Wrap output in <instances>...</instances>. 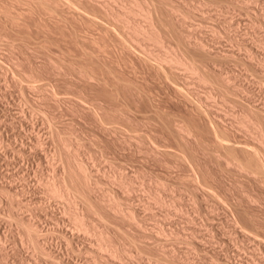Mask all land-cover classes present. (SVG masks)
Masks as SVG:
<instances>
[{"label":"rangeland","instance_id":"374dc122","mask_svg":"<svg viewBox=\"0 0 264 264\" xmlns=\"http://www.w3.org/2000/svg\"><path fill=\"white\" fill-rule=\"evenodd\" d=\"M1 1L0 3L4 11V6L6 5L5 2L7 3V1ZM105 1L108 2L105 3ZM111 1L104 0L103 2V0H91V5L93 4L94 9L100 10V7V11H105L104 9H106V11L109 12L108 15L104 12L100 14V11H98V16H103H99L98 18L100 19L97 21H95L97 18L95 17L93 22L87 21L85 17L79 18L81 14L78 13L77 16H72L71 13L74 12L69 9L67 10V7L64 5L61 7H65L64 9L66 11L58 12L61 13V15L59 14L60 16H58L57 12H53L55 15H52L53 13L49 14L51 12L46 10L41 11L43 7L37 1H35L37 5H34L31 0H23L19 1L21 2L19 5L18 1L16 0L15 3L12 0H8L10 8L7 9L8 7L6 6V11L4 12L0 6V42H3L0 44V242L2 240V243L0 244V264H55V259L56 262L60 260V264H264V173H261L264 171V168L260 170V172H256V174H261L258 176H256L254 172L249 173V171H241V169L239 170V166L235 163V161L233 162L231 156H228V154L225 153L226 150L224 148L221 149V147H218L221 145H217L218 140L216 137H214L216 133L214 130L216 129L217 131H221V128L224 127L227 129L225 133H228V140L231 139L230 141L232 142L237 141L235 143L231 142L232 144L238 145L242 142L241 144L243 145H253L258 149L260 148L259 150L261 155L264 157V146L262 147L259 145V142L263 141L264 137L260 132L262 129L264 133V110L260 113V111L257 109L259 113L257 112L256 114L257 110L255 109L253 114H249L253 122L256 121V123L254 122V126L259 124V122L261 123V126L258 125L259 127L257 128L248 127V129L246 127L247 125L244 124L245 127H241V113L245 108H248L246 104V95L243 94L241 89L239 90L242 94L240 91L234 90L236 88L231 89L233 85L229 88L230 91L228 89L225 91V88L228 86H222L225 82L223 77L221 79V76H219L217 73L220 72L219 68L216 69L210 66L209 63L212 62V59H207L206 63L207 66L214 69L209 71V74H211V72L213 73L210 76L212 77L213 81L210 79L209 84H204L203 82L199 81L197 82L193 77L190 76L189 73L184 72L181 69L180 71H183L182 73L180 71L176 72L177 69H179L178 67L172 66L171 69L169 66L167 67L169 64L166 63L162 65V68H164L165 71L162 69L158 70L161 67H155L153 64L157 62V64L161 65L159 62H161L160 58L164 55L163 53L168 51L172 52V47L173 51H178L176 46L177 43L175 44L176 40H173L171 37L170 40H168L169 36H166L165 39L163 37L161 46L160 44L157 45L155 41L153 42V40L150 41L148 39L142 41L141 44L140 42L139 44L136 43L138 46L133 44L135 42L132 43L129 39L127 40V33L125 34L124 31L126 30V32H130L129 29H126L130 27L127 26L124 29V24L121 25L124 21L123 17L119 16V18L118 16L113 15L112 13H116L113 11V9H110L115 7L114 9L119 10H117V12H119L117 14L120 15L123 13L122 10L125 9L124 6H129L127 3L128 0H121V2L119 0ZM216 1L217 2L215 3L213 2L212 4H209L212 5L210 7L207 5L206 12L203 13L204 15L198 12L194 13L192 21L196 25V32L207 38V41L211 40L209 41L211 48L213 47L212 50L216 51L217 53H219L221 50V52L230 51L233 53L234 56L230 58L231 60H227V63L224 62V65L222 63L220 68L222 67L221 69H225L226 71L234 70V72H232L237 75L236 76L234 74V77H238V79H235L236 81L234 82L237 83L238 81L237 84H239V86L241 84L240 87L243 88L244 91H250L254 97V100H256L254 102L258 101V104H255L258 106L261 104L263 105L264 0H249V2L247 0ZM29 2L32 4V6L29 4V6H27L29 8H25L24 6H26ZM93 2L97 3V6L94 5ZM99 2L100 4L103 2L102 5L99 4L100 6H98ZM110 2L112 5L109 4V6L111 5L109 8L107 3ZM2 3L4 5H2ZM14 5L17 8L14 7ZM38 5L40 7H36ZM38 8L41 9H39L41 11L40 13ZM16 9H20L18 10L20 15ZM28 9L33 12L29 11ZM110 10L113 12H110ZM67 11L71 12H69L71 17H69V14H62V12L68 13ZM42 12L45 16L42 14ZM8 13V16L11 18L6 16ZM45 13H47L48 17H46ZM11 14L16 16L13 17ZM48 14L51 16V19L49 18ZM104 14L110 16H107V18H109L108 20L116 23L114 25L113 23H109ZM73 15H76V12ZM111 15L114 16V18L112 17L113 19L111 18ZM63 16H65V18H63ZM115 16L120 20L116 19ZM72 17L74 19H72ZM6 18H10V21H15L16 23L18 22V24L12 23ZM60 18L65 19V21ZM13 19H16L17 21ZM58 19L63 21L60 22ZM84 19L87 22H92L93 25H91V23H88L87 25V22H83ZM101 19L103 21L106 19V22L103 23H106V25L111 27V29L109 27L107 29L105 28L107 27L106 25L104 27L103 24H100L98 21ZM135 19L144 22L142 16H136ZM18 20L21 22L19 23ZM116 20L118 22L121 21V26L119 25L120 28L116 27V24H119ZM57 23H59V25H57ZM94 24L97 25L95 26ZM98 24L102 26H99ZM113 26L116 28L115 30H117V32H120L121 30V34H123L124 39L126 38V42L129 41V44H123L125 41L123 42L119 40L121 36L119 35V38L118 35L114 33L115 30H112ZM102 27L107 29L109 34L106 30L105 31L107 33L103 32L104 29ZM98 28H100L101 31L103 30L102 35L105 33L103 37L100 34L101 32L99 33ZM73 32L77 34V38L79 37L78 39L81 41L78 42V39L76 38L75 33L73 34ZM112 33L117 35L116 37L118 38H116ZM97 35H99L98 38H96ZM112 35L116 39L113 38ZM90 36L93 37L89 38ZM92 41H98V44L99 42L101 43L99 44V46L101 45V51H99V46H96L98 45L97 42L93 44ZM80 42H83L84 44L82 45ZM86 42L88 44L90 42L91 46L90 44H86ZM117 42L120 43L121 47L126 45L129 46V48L135 47V50L133 48H130V50L126 46L125 48H121ZM130 43L133 46H130ZM139 45L147 47L146 49L152 48L150 51H153L150 52V55L154 54V58H159L158 60L160 61H157L156 58L154 59L152 58L153 56H150L149 59H151V61L153 60V62L155 61L152 63L154 68L150 66V60V63L146 61L148 65L147 66L144 62L145 60L142 61L140 58L141 56H138V53L136 54V52H141ZM91 47L92 52H90ZM83 48L84 50L85 48H88L85 50L86 53L83 51ZM95 48L98 49L96 50ZM94 49L98 51L97 56ZM104 49L106 50L104 51ZM125 49L129 51H126ZM123 50H125V52ZM87 51L90 53V56L94 55L95 57L93 56L94 58H87L89 55V53L87 54ZM131 51H136L134 52L136 57ZM74 52L76 53L74 54ZM248 52H252V64L255 66L253 69H249L251 66H249L250 63L247 58V55L249 54ZM34 53L35 56L33 55ZM81 55H83V57H80ZM159 55L161 57H158ZM49 58L52 59L55 64L51 62L52 60L50 61ZM84 60L93 64L87 63ZM82 61L86 62L87 64H84ZM101 63L105 65H102ZM157 64L155 65L157 66ZM47 65L48 67H46ZM84 65H90L91 67H89L88 70V68H86L88 66ZM100 65L103 67L105 66L103 71L105 70L104 72H108L107 74L102 71V68L99 67ZM92 67H94L95 70H92ZM106 67H109V69L107 70ZM79 68L81 71L84 70L85 72H81ZM173 68L176 74L178 73L177 76L175 72L172 71ZM155 69L160 71L158 76V71ZM248 69H252L253 72L249 71ZM109 70L111 73H109ZM94 71H102L105 77L108 76V74H111L109 75L110 77H106L108 82H106L105 77H103L105 79V81H103L104 79L101 77L103 76L102 73L97 72V76H95V74H93ZM161 71H164L165 73L168 71V73H166L167 76H165L164 72L162 73ZM170 71L174 72L173 75ZM84 73H87L89 77L93 75L95 78L91 76L92 78L90 80H93L90 81L87 75H84ZM112 73L114 75L116 74L115 77ZM168 74H171V78L175 77L174 79L176 81H173L172 79L171 82L170 78H168ZM248 75L249 77H247ZM217 77H220L218 78V83L214 81V79ZM162 78L164 79L161 80ZM115 79L119 80L115 81L117 84L119 83L118 85H116L114 82ZM121 80L123 82H121ZM248 81L251 82L250 84L252 86L248 84ZM212 82L217 83L215 84L217 87L213 85L214 83ZM36 83H38V85ZM172 83H174V86ZM101 84H104L106 87ZM114 84L116 85V88H113ZM122 84L124 86H122ZM177 86L181 88H178ZM109 87L113 89L111 90ZM175 87L180 90H177ZM220 88H222V90ZM114 89H118L119 92L118 90L115 91ZM111 91L115 92L114 94L116 95L113 96L114 94ZM179 91H186V95L184 96H188L190 99L186 100L187 97L184 98L183 93H181V95ZM189 100H191V102L195 100V103H191ZM243 104L245 105L243 106ZM196 107H198V111L196 110ZM199 107H203L202 110H204V112L206 111V114L203 111L202 112L204 114H202L201 108L199 109ZM89 109H92V111ZM207 109L211 110V112L214 111L215 113L213 112V114L217 116L218 119H216V117L213 116L210 111V114H207ZM248 109L245 111H248ZM202 115L205 116V119L207 120H205ZM208 115L209 117L206 118ZM210 116L216 120V126L218 127H216L213 123L210 125ZM179 123H184L183 125L181 124V129ZM174 124L179 125L175 128ZM249 124L248 126H252ZM167 125L169 127L171 126V130L176 129L179 130V132L182 131L180 132L181 136H179V133L176 130V133H174L175 131L171 132V130H167L169 129V127L166 128ZM186 125L187 127L190 126L193 129L196 128V131L188 127V129H190V131L192 130L193 133H187L189 136L186 135V133H183L182 130V127H186ZM221 125L223 127H221ZM209 126L214 130L210 131ZM224 128L222 130H225ZM197 131H200V133ZM211 132L214 134L212 135ZM218 133L220 136L223 135L221 134L222 131H218ZM184 134L186 139L181 140L180 137H184ZM226 134H224L225 137ZM63 150L68 154L73 153L71 154V156H73L66 157L68 154L63 152ZM215 152L218 153L217 155L220 154V156L217 157ZM239 153L240 152L237 154ZM59 154H62L61 156L64 155L66 158H68L66 159L63 156V159L65 158L70 162L72 161L69 163L70 165L72 164L71 166L74 165L73 167H75V162H79L77 159H80V162H83V164L85 163V169L90 171L89 174L91 175L89 176V174H87L88 172L86 170L84 171L86 172L88 178L90 177V184L96 183L94 185L95 187H92L94 188V190H92L94 191L93 193H91V191L88 192L85 187H83L84 184L80 181L83 178L80 176L82 173H79V171H77V173H79L78 177L81 178H79V182H81L80 185L84 189L81 190L84 193L86 192L85 194L88 198H91L89 199L90 201L93 198L95 199L94 194L98 198L105 197L108 199L109 197V199L113 198L115 200L116 197L118 199V203L122 201L121 205L124 203L125 206L127 205L126 207L132 208V211H134L136 214H134L135 217L138 219L137 221L142 220L139 221L141 223H139L140 226L138 229L133 223H127L129 224L127 225L126 220H119L122 218H116V215V220H114V218L108 217L113 215L110 210L106 208L101 209L102 206L97 205V202H95L96 200H92L99 207L98 209L101 210H97V215L104 213L102 216L104 218L108 217L107 220L105 219L106 221H104V219L101 221V219H99L101 215H99V217L94 212L90 214L91 211L89 213V211H86L85 207L81 203L78 204V208L80 206L79 210H83V212L86 211L85 214L87 216L90 215V220L93 221L94 219L93 222H95L97 225H95L96 228H100L99 231L102 229H104L102 232L107 231V235L109 233L110 237L114 240L112 242H118V244L115 243V245H119L121 242V246L119 245V248L126 249L127 254H122L123 256L121 255V257L113 258H109L105 255V253L98 254L96 248L90 247V242H92V246H95V238H97L95 237L96 235H92L94 237L91 238V235H89V237L81 232L78 233V231H76L71 216L75 210L74 206L70 204L72 208L71 206L68 208V205L64 203L63 199H60L57 196L55 197L53 194L48 192V183L51 180L53 182H57L58 178L64 174L63 170H65V168L63 169V167L65 166L63 165V159ZM187 154H190L188 156L191 157H188ZM182 155H184L185 159ZM192 169L193 171L195 170V174L193 173ZM188 172H192V176L196 177L194 180L196 179L197 182L192 180L193 177H190L192 179L188 178L191 174H188ZM116 174L118 175L117 177L115 176ZM209 174L210 176L213 175V177H209ZM202 175H204L208 183ZM119 177L121 179H118ZM185 178L188 179L186 180ZM116 179L121 181L124 180V183L126 184L123 183V185L130 183L127 185L129 188H122L123 185L120 183L121 181H116ZM199 180H203L205 184L202 181L199 183ZM191 181L195 182V184H193V182L191 184ZM209 181H211V183L213 182L210 184L213 185V187L215 186L214 189L211 188ZM206 184L210 186L208 187ZM3 186L8 190L11 189V192L9 191L10 193H16L14 194L16 195L14 196L15 198H13L17 199L18 203L15 200V202H13L15 204L12 203V206L14 205L13 207H11V200H14L13 198L9 199L7 195L8 193L2 192ZM206 186L208 187V190H215L217 192L214 193L219 194H214L215 197H213L214 195L211 193L213 191H211L209 192L211 196H207ZM108 192L111 194L109 195ZM87 193H91L92 195H88ZM105 194H108L109 196H106ZM219 195L223 198V202H227H225L226 205L221 202L222 198ZM216 198H218L220 202H216ZM39 203L41 204L39 205ZM219 203L223 204H220L221 206L219 205V207ZM16 204H23L24 208L21 205L22 208L20 209ZM66 205L68 209L65 208V211L64 207ZM232 205H234V207ZM235 207H238V211L235 210ZM242 207L245 208V213L239 212L243 210ZM105 209L108 210L106 213L104 211ZM237 212L238 214L240 213V215H238ZM16 214L22 215L21 217L24 215L23 218L26 219L34 217L35 220H37L40 231L39 239L44 245L46 244L45 246H47L54 253V255L47 257L46 255H41L33 250L30 243L28 244L26 241L27 239L23 237L24 235H22L24 234L23 227H21V225L19 226V224L16 223V220L13 219ZM105 214L106 217L104 216ZM242 214L245 215L243 219L246 222L241 218L243 217ZM247 217H252L251 219L254 220V222L251 223L250 219V221L246 220ZM234 218L237 222H239V225L236 221H233ZM231 221L233 223H231ZM131 226H134L132 227L133 229ZM242 226L244 227L241 228ZM140 227H142V230L139 229ZM123 228H125L127 231L122 232V230H124ZM159 228L163 229V232L166 230L164 233L167 235H164V233L160 231L162 234L159 232L158 236L156 233L160 230ZM173 230L176 234L173 232ZM137 231H139V234L142 231L146 234L140 238V236L137 234ZM62 232H66V236L69 235L68 237H70L69 239L71 240L70 245L65 242L66 239L65 237H62ZM128 235L133 237L137 235L138 238H136L138 240L132 238L135 241L137 240L136 243L132 242L133 240L131 237L128 239ZM20 236L26 240H24V242L21 241ZM154 240L155 245H153ZM156 240L159 242V245H157ZM124 244L125 246L123 247ZM88 247L90 248V251L92 250L91 252L89 250L87 251V249H89ZM161 251H165V253H163L164 255ZM172 251L174 252L175 256H177V259H175L177 261L174 259L172 260L171 257L170 259L168 258L169 252L172 253ZM93 254L95 256H93ZM163 257L167 261H165ZM53 258L55 259L53 260Z\"/></svg>","mask_w":264,"mask_h":264},{"label":"bare ground","instance_id":"6f19581e","mask_svg":"<svg viewBox=\"0 0 264 264\" xmlns=\"http://www.w3.org/2000/svg\"><path fill=\"white\" fill-rule=\"evenodd\" d=\"M1 1V0H0ZM4 1V0H3ZM3 1H1V2H3ZM7 1V3L5 2V8H6V6L8 7L7 9H9L10 8V6H9V4H8V0H6ZM11 1V0H10ZM12 1H14V3H15V0H12ZM16 1H18V3H19V5H20V3L21 2H19V1H23V0H16ZM29 1V0H28ZM32 2H33V4L34 5H37V3H35V1H37L42 7H43V9L41 10L40 8H38V10L40 9L41 11H48V12H51V13H49V14H52L53 12L55 13V12H61V11H66L64 8L65 7H67L66 9L68 10H71V11H73L74 13L76 12V15H73L74 13H71L70 11V13L72 14V16H77V13L78 14H81V16L79 17V18H83V17H85V19L87 20V21H92L93 22V19H95V17H99V16H103V15H99L98 16V14L100 13H105V14H108L109 12L108 11H106V9H104L105 11H100L101 10V8L99 7V9L100 10H96V9H94V6H93V4L91 5V0H31ZM94 1V0H93ZM97 1V0H96ZM102 1V0H101ZM109 1H111V0H109ZM114 1V0H113ZM116 1V0H115ZM120 2H121V0H119ZM124 1V0H123ZM122 1V2H123ZM129 1V2H128ZM127 1V3H128V5L129 6H127V7H125L124 6V10H122V12L123 13H121L120 15L119 14H117V13H119V12H117V10L116 9H114L115 7H113V8H110L111 7V2L110 3H107V6H109V4H111L110 6H109V8L110 9H113V11L116 13V14H114V13H112L113 15H116V16H120V17H123V19H124V21H123V23L121 24V25H126V26H124L123 25V27H124V29H125V27H130V28H126V29H129V31L130 32H126V30H124L125 31V34L127 33V40L129 39L132 43L133 42H135V43H133V44H136V43H138L139 44V42H140V44L142 43V41H145V39L147 40H150V41H152L153 40V42L155 41V43H157V45L158 44H160V46L162 45L161 43V41L163 40V37H164V39H165V37L166 36H169V39L168 40H170V37L171 38H173V40L175 39L176 41H175V44L177 43V52H175V51H173V47H172V52H165V53H163L164 55L162 56L161 54V56L159 55L158 57H161L160 58V60H161V62H159L161 65H159V64H157V62L155 63V64H157V66L155 65V64H153L155 67H161V68H157L158 70H164V68H162V65H164L165 63L166 64H169V65H167V67L169 66V68H171L172 66H176V67H178L179 69H177V71L176 72H178V71H180V69L181 70H183L184 72H187V73H189L190 74V76L191 77H193L197 82L199 81V82H203L204 84H209V80L211 79V81H213L212 80V77H210L213 73L211 72V74H209L210 72L209 71H212V70H214V69H212V67L213 68H216V69H218L219 68V70H220V72H217L218 73V75L219 76H221V79H222V77H223V79H224V84H226V85H222V86H228L227 88H225V91H226V89H228L229 90V88L233 85V87H231V89L232 88H236V89H234V90H238V91H240L239 89H241V91L243 92V94H245L246 95V100H247V106H248V108H245L244 109V111H242V113H241V115H242V117L240 118V119H242L241 120V122H240V124L242 125L241 127H245V125H247L246 127L248 128V127H259L258 125H260L261 123L259 122V124H257L256 126H254V122L256 123V121H254L253 122V120L250 118V116H249V114L251 115V114H253L255 111V109L257 110H259L260 111V113L261 112H263V110H264V104L262 105H260V106H258L257 104V102H254V101H256V100H254V97H253V95L250 93V91H248L247 90V92L246 91H244L243 90V88H241L240 86H241V84H240V86H239V84H237L238 83V81H237V83H235L234 81H236L237 79H238V77H236L237 75L235 74V73H233L234 72V70H231V71H226L225 69H221L220 68V66H221V64L223 63V65L225 64L224 62H226L227 60L228 61H230L231 59L230 58H232V56H234L233 55V53L232 52H230V51H225V52H221L220 51V49H219V53H217L216 51H214V50H212L213 49V47L211 48V45H210V43H209V41H211V40H209V41H207V38H205L204 36H202V34L200 35V34H198L197 32H196V25L193 23V21H192V19H193V17H194V13L195 12H198V13H200V14H203V13H205L206 12V9H207V5L210 7V6H212V5H209V4H212L213 2L215 3V2H217L216 0H149V1H147V0H128ZM236 1V0H235ZM248 2H249V0H247ZM246 1V2H247ZM25 3H27L26 1H24ZM103 2H104V0H103ZM103 2H101V4H100V2L98 3V6H100V5H102V3ZM106 2H108V1H105V3ZM243 2V1H242ZM11 3V2H10ZM17 3V2H16ZM17 3V4H18ZM94 3V2H93ZM228 3V2H227ZM8 4V5H7ZM29 4H30V2L26 5V6H24L25 8L27 7V6H29ZM97 3H94V5H96ZM100 4V5H99ZM114 4V3H113ZM116 4H117V2H116ZM123 4V3H122ZM223 4V3H222ZM225 4V3H224ZM2 5H4L3 3H2ZM11 5V4H10ZM16 5V4H15ZM14 5V7H16ZM65 6L64 8H62L61 6ZM106 5V4H105ZM0 6H1V3H0ZM12 6H13V3H12ZM11 6V7H12ZM30 6H32V4H30ZM97 6V5H96ZM104 6V5H103ZM102 6V7H103ZM114 6V5H113ZM117 6H120V5H117ZM214 6V5H213ZM2 7V6H1ZM14 7H13V9H14ZM36 7H40L39 5L38 6H36ZM41 7V8H42ZM105 7V6H104ZM217 7V6H216ZM5 8H4V11H6L5 10ZM17 8V7H16ZM27 8H29V7H27ZM33 8V7H32ZM35 8V7H34ZM213 8V7H212ZM12 9V10H13ZM31 9V8H30ZM63 9V10H62ZM209 9V8H208ZM15 10V9H14ZM17 10V9H16ZM18 10H20V9H18ZM18 10H17V12H18ZM26 10V9H25ZM29 10V9H28ZM32 10V9H31ZM31 10H29V11H31ZM35 10H36V8H35ZM34 10V11H35ZM39 10V13L41 12ZM107 10H108V8H107ZM116 10V11H115ZM2 11H3V7H2ZM3 11V12H4ZM10 11V10H9ZM98 11H100L99 13H98ZM113 11H111L110 10V12H113ZM119 11V10H118ZM11 12V11H10ZM21 12V11H20ZM23 12V11H22ZM31 12H33V11H31ZM68 12V11H67ZM63 13L62 12V14H69V17H71L70 15V13ZM249 12V11H248ZM5 13H7V12H5ZM12 13V12H11ZM19 13V12H18ZM28 13V12H27ZM30 13V12H29ZM52 14V15H55V14ZM98 13V14H97ZM1 14V13H0ZM13 14V13H12ZM11 14V16H13ZM26 14V13H25ZM35 14V13H34ZM38 14V13H37ZM42 14H43V12H42ZM46 14V17H48L47 16V13H45ZM48 14V15H49ZM61 15V13H58V16H60ZM104 14V16H106V18H107V16L109 15H105ZM4 15V14H3ZM2 15V16H3ZM9 15V13L6 15V16H8ZM19 15H20V13H19ZM28 15V14H27ZM44 15V14H43ZM113 15H111V18L113 17L114 18V16ZM204 15V14H203ZM234 15H235V13H234ZM16 15H14L13 17H15ZM45 16V15H44ZM57 16V15H56ZM65 16H67V15H65ZM65 16H63V18H65ZM115 16V18L116 19H118L117 17ZM136 16H142V18H143V21L144 22H142V21H140V20H137V19H135V17ZM195 16H197V15H195ZM8 17H10V16H8ZM20 17V16H19ZM19 17H18V19H19ZM22 17V16H21ZM51 16L49 15V18H50ZM53 17V16H52ZM55 17V16H54ZM108 17H110V16H108ZM119 17V18H120ZM203 17V16H202ZM254 17V16H253ZM11 18V17H10ZM10 18L9 19H7V20H9L10 21ZM23 18H25V17H23ZM43 18V17H42ZM45 18V17H44ZM57 18H59V17H57ZM63 18H60V19H63ZM68 18V17H67ZM77 18V17H76ZM75 18V19H76ZM96 18V20L95 21H97V20H99L100 18H98L97 19ZM101 18H103V17H101ZM105 18V17H104ZM110 18V19H111ZM112 18V19H113ZM199 18H200V16H199ZM1 19H2V17H1ZM5 19V20H6ZM51 19V18H50ZM72 19H74L73 17H72ZM78 19V18H77ZM76 19V20H77ZM84 19V21L83 22H87L86 20ZM109 18H107V21H109V23H113V22H111L110 20H108ZM250 19H251V17H250ZM13 20H16V19H13ZM59 20V19H58ZM64 21H65V19H63ZM63 20H61V21H63ZM80 20V19H79ZM105 21H103L102 19L100 20V21H98L100 24H103L104 25V27H105V25H106V23H103V22H106V19H104ZM118 20H120V19H118ZM122 20V19H121ZM197 20H198V18H197ZM205 20V19H204ZM17 21V20H16ZM19 21V23L21 22L20 20H18ZM53 21H54V19H53ZM60 21V20H59ZM58 21V22H59ZM60 21V22H61ZM94 21V22H95ZM101 21H102V23H101ZM113 21V20H112ZM117 21V20H116ZM10 22H12V23H16L15 21H10ZM48 22V21H47ZM92 22H87V25H88V23H91V25H93V23ZM115 22V21H114ZM118 22V21H117ZM120 22L121 21H119L118 23V25L116 24V27H118V28H120L119 27V25H120ZM253 22V21H252ZM116 23V22H115ZM115 23H113V25L115 24ZM196 23H198V22H196ZM9 24V23H8ZM16 24H18V22L16 23ZM72 24V23H71ZM86 24V23H85ZM108 24V23H107ZM4 25V24H3ZM57 25H59V23H57ZM74 25V24H73ZM82 25V24H81ZM90 25V24H89ZM95 25V24H94ZM97 25V24H96ZM95 25V26H96ZM99 25V24H98ZM120 25V26H121ZM199 25V24H198ZM11 26V25H10ZM15 26V25H14ZM18 26V25H17ZM56 26V25H55ZM72 26V25H71ZM99 26H102V25H99ZM107 26V25H106ZM204 26V25H203ZM40 27V26H39ZM108 27L109 26H107V27H105V28H107L108 29ZM198 27V26H197ZM207 27V26H206ZM214 27V26H213ZM6 28V27H5ZM55 28V27H54ZM57 28V27H56ZM59 28V27H58ZM69 28V27H68ZM67 28V29H68ZM95 28H97V27H95ZM103 28V27H102ZM105 28H103L104 29V31L103 32H106L107 31V29H105ZM110 29H111V27H109ZM113 29V31L116 29V28H114V26L112 27ZM199 28V27H198ZM19 29H20V27H19ZM62 29V28H61ZM99 30V33L101 34V36L103 37V35L105 34H103L102 35V31H101V29L100 28H98ZM121 29H122V27H121ZM50 30V29H49ZM56 30V29H55ZM60 30V29H59ZM72 30V29H71ZM74 30H76V29H74ZM106 30V31H105ZM213 30H215V29H213ZM4 31V30H3ZM3 31H1V32H3ZM9 31V30H8ZM60 31H62V30H60ZM65 31V30H64ZM88 31V30H87ZM123 31V32H124ZM47 32V31H46ZM76 32V31H75ZM75 32H73V34L75 33ZM80 32V31H79ZM108 32V31H107ZM106 32V33H107ZM112 32V31H111ZM110 32V33H111ZM31 33V32H30ZM45 33V32H44ZM65 33H66V31H65ZM86 33V32H85ZM94 33H95V31H94ZM114 33H116L117 35H118V37H119V35L121 36V38L119 39V40H121V41H125L126 40V38L124 39V36H123V34H121L122 32H121V30H120V32H117V30H115L114 31ZM128 33H129V35H128ZM211 33H212V31H211ZM214 33V32H213ZM46 34V33H45ZM99 34V35H100ZM108 34H109V32H108ZM107 34V35H108ZM113 34V33H112ZM221 34V33H220ZM0 35H1V33H0ZM50 35V34H49ZM59 35V34H58ZM77 34L75 33V36H76ZM99 35H97L96 36V38H98V36ZM111 35V34H110ZM109 35V36H110ZM113 35H115V34H113ZM112 35V36H113ZM117 35H115V37L117 36ZM8 36V35H7ZM20 36V35H19ZM26 36H27V34H26ZM53 36H55V35H53ZM31 37V36H30ZM59 37V36H58ZM72 37V36H71ZM93 36H90L89 38H92ZM95 37V36H94ZM114 36H113V38H115ZM118 37H116V38H118ZM126 37V36H125ZM76 38H77V36H76ZM79 38V37H78ZM77 38V39H78ZM101 38V37H100ZM99 38V39H100ZM115 38V39H116ZM214 39H216L215 37H213ZM1 39V38H0ZM23 39V38H22ZM102 39V38H101ZM7 40V39H6ZM64 40V39H63ZM98 40V39H97ZM118 40V41H119ZM1 41V40H0ZM3 41V40H2ZM9 41V40H8ZM62 41V40H61ZM79 41H81V40H79L78 39V42ZM84 41V40H83ZM94 41H95V39H94ZM99 41V40H98ZM98 41H96L97 42V44H98ZM102 41V40H101ZM105 41V40H104ZM213 41V40H212ZM11 42V41H10ZM13 42V41H12ZM36 42V41H35ZM85 42V41H84ZM93 42V41H92ZM96 42H93V44H95ZM103 42V41H102ZM112 42V41H111ZM122 42V43H123ZM129 42V41H128ZM128 42H126L125 41V43H123V44H126V43H128ZM172 42V41H171ZM3 43V42H2ZM1 42H0V44H2ZM20 43H22V42H20ZM27 43V42H26ZM39 43V42H38ZM64 43V42H63ZM82 45L84 44L83 42H80ZM115 43V42H114ZM118 43V42H117ZM164 43V42H163ZM211 43H213V42H211ZM7 44V43H6ZM5 44V45H6ZM23 44V43H22ZM45 44V43H44ZM52 44V43H51ZM86 44H88L87 42H86ZM89 44H90V42H89ZM88 44V45H89ZM99 44H101L100 42H99ZM99 44L98 45H96V46H99ZM104 44V43H103ZM122 44V45H123ZM129 44V43H128ZM131 44V43H130ZM143 44H144V42H143ZM9 45V44H8ZM13 45H14V43H13ZM16 45V44H15ZM78 45H80V44H78ZM118 45H120V43H118ZM137 45V44H136ZM146 45H147V43H146ZM37 46V45H36ZM61 46V45H60ZM90 46H91V44H90ZM95 46V47H96ZM101 46V45H100ZM98 47L99 48V51H101L100 49H101V47ZM125 46L126 45H124V47L123 48H125ZM130 46H133L132 44L130 45ZM138 46V45H137ZM145 46V45H144ZM1 47V46H0ZM33 47H34V45H33ZM52 47V46H51ZM86 47V46H85ZM88 47V46H87ZM93 47H94V45H93ZM120 47H121V45H120ZM121 47V48H122ZM126 47H128V49H130L129 48V46H126ZM157 47V46H156ZM13 48V47H12ZM50 48V47H49ZM60 48V47H59ZM97 48V49H98ZM133 49L135 48V47H132ZM131 48V49H132ZM145 48V49H144ZM147 47H143V45H139V49L141 50V52H136V51H138V50H136V51H134V52H136V54L138 53V56L140 55L141 57V60L143 61V60H145L144 62L146 63V61H148L149 63H150V61H151V59H149L150 58V56H153V55H150L151 53L150 52H152V51H150L151 49H146ZM171 48V47H170ZM57 49V48H56ZM88 49V48H87ZM86 48H85V50H87ZM90 49V48H89ZM96 49V48H95ZM94 49V51H96ZM116 49V48H115ZM127 49V48H126ZM125 49V50H126ZM130 49V50H131ZM137 49V48H136ZM1 50V49H0ZM37 50V49H36ZM51 50V49H50ZM85 50H84V48H83V51L85 52ZM106 49H104V51H105ZM125 50H123L124 52H125ZM135 50V49H134ZM215 50H217V49H215ZM239 50H240V48H239ZM247 50H248V48H247ZM31 51V50H30ZM42 51V50H41ZM63 51V50H62ZM89 51V50H88ZM87 51V54L89 53ZM121 51V50H120ZM126 51H129V50H126ZM249 51V50H248ZM43 52V51H42ZM52 52V51H51ZM59 52H61V51H59ZM58 52V53H59ZM90 52H92V47H91V50H90ZM98 51H96V56H97V53ZM132 52V51H131ZM134 52H132V53H134ZM57 53V54H58ZM64 53V52H63ZM76 52H74V54H75ZM86 53V52H85ZM142 53V54H141ZM249 54L247 55V58H248V61H249V66H251V67H249V69L250 68H255V66L252 64V60L253 59H251V58H253V57H251V54H252V52H248ZM54 54V53H53ZM91 54H93V53H91ZM246 54V53H245ZM30 55V54H29ZM34 56H35V53L33 54ZM64 55V54H63ZM68 55H70V54H68ZM27 56V55H26ZM94 56V55H93ZM93 56H90V53H89V55H88V57L87 58H90V57H93ZM134 56H135V53H134ZM137 56V57H138ZM244 56V55H243ZM80 57H83V55H81ZM85 57V56H84ZM95 57V56H94ZM93 57V58H94ZM130 57V56H129ZM136 57V56H135ZM66 58V57H65ZM87 58H85V59H87ZM92 58V59H93ZM98 58V57H97ZM106 58V57H105ZM139 58V59H140ZM152 58H154V56L152 57ZM156 59H157V57H155ZM154 58V59H155ZM234 58V57H233ZM50 59V58H49ZM59 59V58H58ZM73 59H74V57H73ZM72 59V60H73ZM80 59H82V58H80ZM92 59H90V60H92ZM102 59V58H101ZM138 59V60H139ZM159 59V58H158ZM157 59V61H160V60H158ZM207 59H212V62L211 63H209L210 64V66H212V67H209V66H207ZM230 59V60H229ZM40 60H42V59H40ZM52 59H50V61H51ZM83 60V59H82ZM90 60H88V61H90ZM96 60V59H95ZM99 60V59H98ZM150 60V61H149ZM243 60V59H242ZM30 61V60H29ZM56 61V60H55ZM80 61V60H79ZM84 61H86V60H84ZM84 61H82V62H84ZM93 61V60H92ZM112 61V60H111ZM140 61V60H139ZM141 61V62H142ZM209 61V60H208ZM211 61V60H210ZM246 61V60H245ZM51 62H53L54 63V61L52 60ZM51 62H50V64H51ZM63 62V61H62ZM87 62V61H86ZM86 62H84V64L86 63ZM98 62V61H97ZM143 62V63H144ZM155 62V61H154ZM153 62V60L151 61V65L150 66H152V63H154ZM257 62V61H256ZM59 63V62H58ZM87 63H90V62H87ZM86 63V64H87ZM103 63H104V60H103ZM133 63V62H132ZM227 63V62H226ZM241 63V62H240ZM240 63H239V65H240ZM254 63H255V61H254ZM55 64V63H54ZM72 64V63H71ZM74 64V63H73ZM90 64H93V63H90ZM94 64H97V63H94ZM102 64V63H101ZM107 64V63H106ZM245 64H247V63H245ZM19 65V64H18ZM57 65V64H56ZM102 65H105V64H102ZM102 65H100L99 67L100 68H102V71H103V68L105 67H103ZM146 65H147V63H146ZM61 66V65H60ZM63 66V65H62ZM82 66H83V63H82ZM84 66H88V65H84ZM102 66V67H101ZM148 66V65H147ZM146 66V67H147ZM248 66V65H247ZM46 67H48V65L46 66ZM54 67V66H53ZM65 67V66H64ZM89 67H91L90 65L88 66V67H86V68H88V70H89ZM94 67H95V65H94ZM94 67H92L91 69L93 70L94 69ZM167 67H166V69H167ZM209 67V68H208ZM50 68V67H49ZM55 68H57V67H55ZM82 68V67H81ZM107 68V67H106ZM152 68H154L153 66H152ZM175 68V67H174ZM174 68H173V70L172 71H174ZM75 69V68H74ZM83 69H84V67H83ZM109 69V67L107 68V70ZM157 69H155V70H157ZM172 69V68H171ZM238 69V68H237ZM248 69V70H249ZM252 69L251 70H249V71H252ZM59 70V69H58ZM79 70L81 71V69L79 68ZM78 70V71H79ZM86 70V69H85ZM95 70V69H94ZM101 70V69H100ZM157 70V71H158ZM255 70V69H254ZM54 71V70H53ZM63 71V70H62ZM82 71H84V70H82ZM81 71V72H82ZM102 71L101 72H99V71H97V72H99V73H102ZM105 71V70H104ZM103 71V72H104ZM153 71H154V69H153ZM165 71V70H164ZM163 71V72H164ZM168 71H169V69H168ZM168 71L166 72V73H168ZM172 71H170L171 73H172V75H173V73L175 72H172ZM182 71V72H183ZM233 71V72H232ZM248 71V72H249ZM256 71V70H255ZM35 72V71H34ZM75 72V71H74ZM80 72V73H81ZM85 72V71H84ZM87 72V71H86ZM89 72V71H88ZM92 72V71H91ZM96 71H94V73L93 74H95V76H97L96 75V73H97ZM156 72V71H155ZM160 71H158L157 72V76L159 75L158 73H159ZM162 72V71H161ZM162 72V73H163ZM169 72V73H170ZM176 72H175V74H176ZM181 72V71H180ZM181 72V73H182ZM213 72H215V71H213ZM253 72V71H252ZM60 73V72H59ZM104 73H108V72H104ZM109 73H111V71L109 70ZM166 73L164 72V74H165V76H167L166 75ZM82 74V73H81ZM87 75V73H84V75ZM90 74V73H89ZM103 74V73H102ZM101 74V75H102ZM105 74V75H106ZM113 74V73H112ZM178 74V73H177ZM177 74H176V76H177ZM185 74V73H184ZM216 74V73H215ZM214 74V75H215ZM234 74L236 75L235 77H234ZM16 75V74H15ZM83 75V76H84ZM91 75V74H90ZM109 75H111V74H108V76H106V77H110ZM116 75V74H115ZM115 75L113 74V76L115 77ZM162 75V74H161ZM160 75V76H161ZM169 76H168V78H170V81L172 82V79H173V81H176L174 78H171L170 77V75L171 74H168ZM214 75H213V77H214ZM217 75V76H218ZM31 76V75H30ZM83 76H81V77H83ZM91 76H93V75H91ZM89 77V75H87V77L89 78V80L92 78V77ZM100 76V75H99ZM241 76V75H240ZM60 77V76H59ZM86 77V78H87ZM94 77V76H93ZM102 78L103 77H105L104 76V74H103V76H101ZM101 77H99V78H101ZM106 77H105V79H106ZM163 77V76H162ZM190 77V78H191ZM215 77H216V75H215ZM243 77V76H242ZM247 77H249V75L247 76ZM253 77V76H252ZM24 78V77H23ZM46 78V77H45ZM95 78V77H94ZM97 78V77H96ZM177 78V77H176ZM187 78V77H186ZM218 78H220V77H217V78H215L214 79V81L215 82H217L218 83V81H219V79ZM251 78V77H250ZM40 79V78H39ZM104 79V78H103ZM105 79L103 80V81H105ZM112 79V78H111ZM164 78H162L161 80H163ZM192 79V78H191ZM236 79V80H235ZM248 79V78H247ZM36 80V79H35ZM38 80V79H37ZM41 80V79H40ZM93 80V79H92ZM92 80H90V81H92ZM95 80V79H94ZM98 80V79H97ZM118 80V79H117ZM116 79L114 80V82L115 81H117ZM166 80H167V78H166ZM187 80H189V79H187ZM253 80V79H252ZM80 81V80H79ZM101 81V80H100ZM119 81V80H118ZM246 81V80H245ZM251 81V80H250ZM87 82V81H86ZM106 82H108V80L106 79ZM111 82V81H110ZM113 82V83H114ZM121 82H123L122 80H121ZM165 82H167V81H165ZM170 82V83H171ZM221 82V81H220ZM240 82H242V81H240ZM256 82V81H255ZM112 83V82H111ZM110 83V84H111ZM116 83V82H115ZM177 83H178V81H177ZM212 83H214V82H212ZM217 83H214L213 85H215V84H217ZM247 83V82H246ZM251 82H249L248 81V84L249 85H251L250 84ZM258 83V82H257ZM37 85H38V83H36ZM84 84V83H83ZM106 84V83H105ZM108 84V83H107ZM119 84V83H118ZM117 83H116V85H118ZM127 84V83H126ZM167 84V83H166ZM173 84V86H174V83H172ZM210 84H211V82H210ZM252 84H253V82H252ZM31 85V84H30ZM35 85V84H34ZM40 85H42V84H40ZM39 85V86H40ZM78 85V84H77ZM101 85H104V84H101ZM115 84H114V87L113 88H116L115 86H116ZM170 85V84H169ZM178 85V84H177ZM28 86V85H27ZM105 86V85H104ZM103 86V87H104ZM113 86V85H112ZM122 86H124L123 84H122ZM135 86V85H134ZM168 86V85H167ZM172 86V87H173ZM192 86V85H191ZM216 86V85H215ZM221 86V87H222ZM252 86V85H251ZM29 87V86H28ZM34 87H36V86H34ZM88 87V86H87ZM106 87V86H105ZM178 87V86H177ZM177 87H175L176 89H177ZM213 87V86H212ZM217 87V86H216ZM223 87V88H224ZM38 88V87H37ZM96 88V87H95ZM111 90L113 89V88H111V87H109ZM178 88H181V87H178ZM188 88V87H187ZM211 88V87H210ZM105 89H108V88H105ZM109 89V90H110ZM173 89V88H172ZM221 90H222V88H220ZM115 90V89H114ZM118 90V89H117ZM117 90H115V91H117ZM177 90H180V89H177ZM182 90V89H181ZM184 90V89H183ZM224 90V89H223ZM108 91V90H107ZM134 91V90H133ZM176 91V90H175ZM230 91V90H229ZM241 91H240V93H241ZM56 92V91H55ZM109 92V91H108ZM112 92V91H111ZM118 92H119V90H118ZM129 92V91H128ZM180 92V94L181 93H183V96L184 95H186L185 94V92H182V91H179ZM91 93V92H90ZM113 94L115 93V92H112ZM112 93H110V94H112ZM231 93V92H230ZM253 93V92H252ZM119 94V93H118ZM226 94V93H225ZM235 94H236V92H235ZM242 94V93H241ZM254 94V93H253ZM116 94H114L113 96H115ZM127 95V94H126ZM182 95V94H181ZM229 95V94H228ZM88 96V95H87ZM111 96V95H110ZM211 96V95H210ZM4 97V96H3ZM187 97V98H186ZM184 96V98H186V100H188V99H190V98H188V96ZM244 97V96H243ZM85 98V97H84ZM193 98V97H192ZM197 98V97H196ZM208 98V97H207ZM212 98V97H211ZM112 99V98H111ZM142 99V98H141ZM200 99V98H199ZM198 99V100H199ZM226 99V98H225ZM245 99V98H244ZM104 100V99H103ZM207 100V99H206ZM241 100V99H240ZM73 101V100H72ZM92 101V100H91ZM190 102H191V100H189ZM195 101V100H194ZM193 101V102H194ZM74 102V101H73ZM193 102H191V103H193ZM110 103V102H109ZM190 103V104H191ZM195 103V102H194ZM255 103H257V104H255ZM92 104V103H91ZM103 104H104V102H103ZM197 104V103H196ZM196 104H194V105H196ZM87 105V104H86ZM101 105V104H100ZM199 105V104H198ZM197 105V106H198ZM204 105V104H203ZM245 104H243V106H244ZM88 106V105H87ZM193 106V105H192ZM94 107H95V104H94ZM122 107V106H121ZM204 107H205V105H204ZM246 107V106H245ZM112 108V107H111ZM201 107H199V109H200ZM203 108V107H202ZM202 108H201V112L203 111L204 112V110H202ZM208 109H210L211 108V106H210V108L209 107H207ZM198 109V107H196V110ZM205 109V108H204ZM207 109V114H210L209 113V111L211 112V110H208ZM214 109V108H213ZM246 109H248V111H245ZM261 109V110H260ZM90 110V109H89ZM107 110V109H106ZM106 110H105V112H106ZM123 110V109H122ZM256 111V114H257V112L259 113V111ZM3 111V110H2ZM90 111H92V109L90 110ZM198 111V110H197ZM254 111V112H253ZM100 112V111H99ZM142 112V111H141ZM202 112V114H204ZM214 112V111H213ZM213 112H211L212 113V115L213 116H215L214 114H213ZM98 113V112H97ZM132 113V112H131ZM215 113V112H214ZM217 113H218V111H217ZM87 114V113H86ZM116 114V113H115ZM143 114V113H142ZM199 114V113H198ZM201 114V113H200ZM206 114V113H205ZM218 115V114H217ZM240 115V116H241ZM259 115V114H258ZM258 115H257V117H258ZM260 115H262V114H260ZM98 116H100V115H98ZM146 116V115H145ZM203 116V115H202ZM219 116V115H218ZM110 117V116H109ZM204 117V119H205V116H203ZM209 117V115L206 117V118H208ZM216 117V119H218L217 118V116H215ZM264 117V116H263ZM100 118V117H99ZM103 118V117H102ZM256 118V117H255ZM259 118V117H258ZM96 119V118H95ZM203 120V119H202ZM205 120H207V119H205ZM6 121V120H5ZM171 121V120H170ZM210 121H211V123L209 122V121H207V122H209L210 123V125H212V123L213 124H215V126H216V120L214 119V118H212L211 116H210ZM222 121V120H221ZM240 121V120H239ZM1 122V121H0ZM102 122V121H101ZM193 122V121H192ZM204 122V121H203ZM174 123V122H173ZM176 123V122H175ZM219 123V122H218ZM249 125H252V126H248V124ZM258 123V122H257ZM14 124V123H13ZM28 124V123H27ZM166 124H168V123H166ZM172 124V123H171ZM177 124V123H176ZM180 124V123H179ZM178 124V125H179ZM182 125L184 124V123H181ZM181 124H180V129H181ZM187 124V123H186ZM208 124V123H207ZM239 124V125H240ZM245 124V125H244ZM104 125V124H103ZM175 125V124H174ZM178 125H175L174 127L176 128V126L178 127ZM188 125V124H187ZM187 125H186V127H187ZM190 125V124H189ZM209 125V124H208ZM207 125V126H208ZM218 125V124H217ZM108 126V125H107ZM185 126V125H184ZM206 126V127H207ZM214 126V127H215ZM261 126V125H260ZM167 127H169L168 125L166 126V128ZM171 127V126H170ZM170 127H169V129H167V130H171L170 129ZM186 127H182V130H183V133H186V135H188L189 136V134H187V133H193V131L191 130L190 131V129H188V127H190V126H188L187 128ZM199 127V126H198ZM205 127V128H206ZM212 127V126H211ZM216 127H218V126H216ZM220 127V126H219ZM221 127H223L222 125H221ZM220 127V128H221ZM191 128V127H190ZM204 128V129H205ZM209 128H210V126H209ZM224 128V127H223ZM223 128H221V131H222V133L221 134H223V135H219V133H218V131L219 132H221L220 130H214V129H211L210 128V131L211 130H214V132H216L215 133V136L214 137H216V139L218 140V142L220 143H218L217 142V145H221V146H218V147H221V149L222 148H224L226 151H225V153H227L228 154V156L230 155L231 156V158L233 159V162L235 161V163L239 166V170L241 169V171H249V173H251V172H254V174H256V172L258 173V172H260V170H262L263 168H264V157L261 155V152H260V148L258 149L257 147H255V146H251V145H247V144H245V145H243V144H232V143H235V142H237V141H230V140H228V137H227V135H228V133L226 134L225 133V131H227V129H225V130H222ZM262 128V127H261ZM106 129V128H105ZM114 129V128H113ZM178 129V128H177ZM191 129H193V128H191ZM196 129V128H195ZM195 129H193V130H195ZM249 129V128H248ZM247 129V130H248ZM259 129V128H258ZM21 130H22V128H21ZM107 130V129H106ZM176 130V129H175ZM175 130H171V132L172 131H175ZM198 130H199V128H198ZM176 131H178V133H179V136H181L180 135V132H182V131H180L179 132V130H176ZM176 131L174 132V133H176ZM196 131V130H195ZM204 131V130H203ZM197 132H199L200 133V131H197ZM261 134L264 136V133H263V131H262V129H261ZM2 133V132H1ZM16 133V132H15ZM14 133V134H15ZM53 133V132H52ZM173 133V134H174ZM208 133H210V132H208ZM212 133V135L214 134L213 132H211ZM218 133V134H217ZM155 134V133H154ZM224 134H226V137H225V135ZM57 135V134H56ZM176 135V134H175ZM233 135V134H232ZM174 136V135H173ZM183 136V135H182ZM39 137V136H38ZM124 137V136H123ZM129 137V136H128ZM186 136H185V134H184V137H180V139L181 140H185L186 138H185ZM175 138H176V136H175ZM184 138V139H183ZM212 138V137H211ZM37 139V138H36ZM177 139H178V137H177ZM16 140H17V138H16ZM38 140V139H37ZM36 140V141H37ZM125 140V139H124ZM35 141V140H34ZM136 141V140H135ZM230 141V142H229ZM247 141V140H246ZM38 142V141H37ZM179 142V141H178ZM183 142V141H182ZM181 142V143H182ZM232 142V143H231ZM238 142H240V141H238ZM261 142V143H260ZM259 142V145L260 146H264V137H263V141H260ZM3 143V142H2ZM6 143V142H5ZM32 143V142H31ZM34 143V142H33ZM190 143V142H189ZM12 144V143H11ZM21 144V143H20ZM24 144V143H23ZM35 144H38V143H35ZM41 144V143H40ZM179 144H180V142H179ZM213 145H215V144H213ZM3 146V145H2ZM97 146V145H96ZM167 146V145H166ZM180 146V145H179ZM65 147V146H64ZM259 147V146H258ZM24 148V147H23ZM157 148V147H156ZM264 148V147H263ZM161 149H163V148H161ZM217 149V148H216ZM59 150H61V149H59ZM153 150V149H152ZM171 150V149H170ZM173 150V149H172ZM185 150V149H184ZM183 150V151H184ZM218 150H220V149H218ZM157 151V150H156ZM166 151V150H165ZM240 152L239 154H237L238 152ZM5 152V151H4ZM14 152V151H13ZM58 152V151H57ZM62 152V151H61ZM63 152H65L64 150H63ZM135 152V151H134ZM170 152V151H169ZM178 152V151H177ZM188 152V151H187ZM187 152H185V153H187ZM218 152V151H217ZM222 152H224V151H222ZM237 152V153H236ZM59 153V152H58ZM65 153H67V152H65ZM76 153V152H75ZM158 153V152H157ZM183 153V152H182ZM191 153V152H190ZM216 153V152H215ZM64 154V153H63ZM68 154V153H67ZM66 154V155H67ZM71 154H73V153H71ZM71 154H68L66 157H72L71 156ZM184 154V153H183ZM218 153H216V155H217ZM241 154V155H240ZM60 156L62 155V154H59ZM74 155H76V154H74ZM166 155V154H165ZM168 155V154H167ZM175 155H176V153H175ZM185 155V154H184ZM184 155H182L183 156V158L185 159V157H184ZM188 155H190V154H187V156ZM196 155V154H195ZM264 155V154H263ZM6 156V155H5ZM64 156V155H63ZM63 156H61L62 157V159H63ZM173 156V155H172ZM186 156V155H185ZM218 156H220V154L219 155H217V157ZM262 156V157H261ZM65 157V156H64ZM65 157V158H66ZM188 157H191V156H188ZM222 157V156H221ZM263 158V159H261V158ZM64 158V159H65ZM192 158H193V156H192ZM192 158H190V159H192ZM230 158V157H229ZM228 158V159H229ZM7 159V158H6ZM63 159V165L65 166V167H63V169L65 168V170H63L64 171V174L63 175H61V177L60 178H58V181L57 182H53L52 180V182L50 183H48L49 185V187L47 188L48 189V192L49 193H51V194H53L55 197L57 196L58 198H60V199H63V201H64V203L65 204H67L68 205V208H70L69 206H74V208H75V210H74V213H73V215H71L72 216V220H73V222H74V226H75V228H76V231H78V233L79 232H81V233H83L84 235H87V236H89V235H96L95 237H97V238H95V246H92V242H90V244H91V246L90 247H94V248H96V251L98 252V254L99 253H105V255L106 256H108L109 258L111 257V258H113V257H121V255L122 254H127V250L126 249H124V248H119V245L121 244V242L119 243V245H117L118 244V242H116L115 241V243H117L116 245H115V243L114 242H112V241H114L111 237H110V234L108 233V235H107V231H104V232H102L104 229H102L101 231H99L100 230V228H96V224H95V222H93L94 221V219H93V221L92 220H90L89 218H90V215L89 216H87L86 214H85V212L86 211H89V213H90V211H91V213L90 214H92V212H94V213H96V215L98 214V211L97 210H100V209H98L99 207L97 206V205H100V206H102L101 207V209L102 208H106V209H108V210H110L111 211V213H113V215L112 216H108V217H112V218H114V220H116L115 219V217L116 218H122V219H119V220H126L127 222H126V224L127 223H133L136 227H137V229H138V227L140 226V224L139 223H141V222H139V221H142V220H139V221H137L138 219H137V217H135V212L134 211H132V208L130 207H126L125 206V204L123 205H121V202H117V198L115 197V200L113 199H109V197H108V199H106L105 197H102V198H98L97 196H95V194H94V197H95V199L93 198L92 200H96L95 202H97V205H96V203L95 202H93L92 200L90 201L89 199H91V198H88L87 197V195L81 190V189H83V187H85V189L88 191V192H90L91 191V193H93L94 191H92V190H94V188H92V187H95L94 185L96 184H93V183H91L90 184V182H89V179H90V177L88 178V176L86 175V172H84L86 169H85V167H86V165L84 166V164H83V162H80V159H77V161L79 160V162L77 163V162H75L76 164H75V167H73V166H71L70 165V163L72 162H70L69 160H66V159H68V158H66L65 160ZM72 159V158H71ZM74 159H75V156H74ZM73 159V160H74ZM16 160V159H15ZM82 160V159H81ZM188 160V159H187ZM193 160V159H192ZM223 160V159H222ZM62 161V160H61ZM65 161V162H64ZM229 161V160H228ZM227 161V162H228ZM70 162V163H69ZM192 162V161H191ZM74 164V163H73ZM197 164V163H196ZM227 164H229V163H227ZM237 165H235L236 167H238ZM10 166V165H9ZM27 168V167H26ZM29 168V167H28ZM17 169V168H16ZM77 171H79V173L81 172L82 173V175H80L81 177H83L82 179H83V181H82V179L80 178V177H78L79 175V173H77ZM87 171V170H86ZM135 171V170H134ZM192 171H193V169H192ZM195 171V170H194ZM194 171H193V173H194ZM208 171V170H207ZM88 173L87 174H89L90 173V171H87ZM210 172H212V171H210ZM210 172H207V173H210ZM189 173H191L190 174V176L188 177V178H190V177H193L192 176V172H188V174ZM261 173H264V171H262ZM94 174V173H93ZM97 174V173H96ZM119 174V173H118ZM195 174V173H194ZM202 174H203V171H202ZM225 174V173H224ZM260 174V173H259ZM259 174H256V176H258ZM185 175H186V173H185ZM184 175V176H185ZM235 175V174H234ZM252 175V174H251ZM261 175V174H260ZM89 176H91L90 174H89ZM116 177L118 176L117 174L115 175ZM121 176V175H120ZM127 176V175H126ZM125 176V177H126ZM195 176V175H194ZM203 177H204V175H202ZM209 177H213V175H211L210 176V174L208 175ZM208 176H207V178H208ZM253 176H255V175H253ZM114 177V176H113ZM116 177H114V178H116ZM122 177V176H121ZM124 177V178H125ZM187 177V176H186ZM198 177V176H197ZM211 177V178H212ZM261 177V176H260ZM263 177V176H262ZM81 180H80V179ZM97 178V177H96ZM187 178V179H188ZM194 178H196V177H193V179L192 178H190V179H192V180H194ZM256 178V177H255ZM57 179V178H56ZM110 179V178H109ZM118 179H121L120 177L118 178ZM127 179H129V178H127ZM186 179V178H185ZM186 179V180H187ZM203 179V178H202ZM204 179L206 180V178L204 177ZM210 179V178H209ZM260 179H262V178H260ZM9 180V179H8ZM79 180L81 181V182H83V184H84V186L83 187H81V185H80V183L81 182H79ZM204 180V181H205ZM98 181V180H97ZM116 181H121V180H117L116 179ZM128 181V180H127ZM195 182H197L196 181V179L194 180ZM200 181V180H199ZM202 182H203V180H201ZM201 181L199 182V183H201ZM220 181V180H219ZM6 182V181H5ZM118 182V183H119ZM125 182H126V179H125ZM129 182V181H128ZM131 182V181H130ZM189 182V181H188ZM192 182L193 181H191V184H192ZM195 182H193V184H195ZM206 182H207V180H206ZM122 185H123V183H124V180L123 181H121L120 182ZM119 183V184H120ZM190 183V182H189ZM198 183V184H199ZM204 183V182H203ZM208 183V182H207ZM211 183V181H209V184ZM213 183V182H212ZM211 183V184H212ZM11 184V183H10ZM34 184H36V183H34ZM39 184V183H38ZM93 184V185H92ZM124 184H126V183H124ZM128 184H130V183H127V185ZM190 184V185H191ZM197 184V185H198ZM205 184V183H204ZM210 184V185H211ZM127 185H123V187L122 188H124L125 187V189L126 188H129V187H127ZM200 185V184H199ZM208 187L210 186V185H208V184H206ZM121 186V185H120ZM192 186H194V185H192ZM206 186V187H207ZM2 187V186H1ZM195 187H198V186H195ZM208 187H207V189H206V193H207V196L208 195H210L209 194V192H211V191H213V190H208ZM215 187V186H214ZM214 187H213V185H211V188H213L214 189ZM34 188V187H33ZM46 188V187H45ZM193 188V187H192ZM202 188V187H201ZM105 189V188H104ZM111 189V188H110ZM197 189V188H196ZM11 190V189H10ZM10 190H8V189H6V188H4V186H3V188H2V192L3 193H8L7 195H8V197H9V199H12L14 196H16V195H14V194H16V193H10L11 191ZM84 190V189H83ZM96 190V189H95ZM193 190H194V188H193ZM10 191V192H9ZM110 191V190H109ZM1 192V191H0ZM22 192H23V190H22ZM34 192V191H33ZM129 192V191H128ZM214 192H217V191H213V192H211V193H213L212 195H214V194H216V195H218L217 193H214ZM24 193V192H23ZM91 193H87L88 195H92ZM27 194V193H26ZM104 194V193H103ZM102 194V195H103ZM108 194H109V192H108ZM108 194H105L106 196H109ZM124 194V193H123ZM203 194V193H202ZM223 194V193H222ZM2 195V194H1ZM6 195V194H5ZM17 195H18V193H17ZM45 195V194H44ZM104 195V196H105ZM116 195V194H115ZM19 196V195H18ZM99 196V195H98ZM111 196H113V195H111ZM130 196V195H129ZM203 196V195H202ZM201 196V197H202ZM211 196V195H210ZM220 196V195H219ZM11 197V198H10ZM89 197H91V196H89ZM97 197V198H96ZM204 197H205V195H204ZM213 197H215V195L213 196ZM212 197V198H213ZM218 197V196H217ZM221 197V196H220ZM220 197H218V198H220ZM225 197V196H224ZM15 198V197H14ZM13 198V200L14 201H12L11 200V207H13L12 206V203L13 202H15V200L17 201V199H14ZM19 198V197H18ZM161 198V197H160ZM206 198H208V197H206ZM218 198H216L217 200H218ZM222 198V197H221ZM226 198V197H225ZM5 199V198H4ZM41 199V198H40ZM215 199V200H216ZM254 199V198H253ZM21 200V199H20ZM45 200V199H44ZM216 200V202H220L219 200L217 201ZM223 200V198L221 199V202H223L222 201ZM9 201V200H8ZM62 201V202H63ZM120 201V200H119ZM128 201V200H127ZM162 201V200H161ZM205 201V200H204ZM206 201H208V200H206ZM225 201V200H224ZM10 202V201H9ZM94 204H93V203ZM124 202V201H123ZM132 202V201H131ZM226 202V201H225ZM225 202H223L225 205H226V203ZM17 203H18V201H17ZM26 203V202H25ZM79 203H81L84 207H85V209H86V211L85 212H83V210H79V208H80V206H79V208H78V204ZM222 203V204H223ZM10 204V203H9ZM9 204H8V206H9ZM13 204H15V203H13ZM24 204V203H23ZM23 204H21L22 205V207L24 208V206H23ZM27 204V203H26ZM41 203H39V205H40ZM65 204H63V205H65ZM71 204V205H70ZM80 204V205H81ZM221 203H219L218 204V206L220 205ZM221 204V205H222ZM236 204V203H235ZM17 205V207L18 208H22L21 207V205L20 204H16ZM18 205H20V206H18ZM25 205V204H24ZM43 205V204H42ZM41 205V206H42ZM62 205V206H63ZM67 205L64 207V210H65V208L66 209H68L67 208ZM132 205V204H131ZM130 205V206H131ZM220 205V206H221ZM26 206V205H25ZM46 206V205H45ZM72 206H71V208H72ZM97 207V209H96V207ZM122 206H124V207H122ZM219 206V207H220ZM229 206V205H228ZM233 207H234V205H232ZM126 207V208H125ZM217 207V206H216ZM239 207V206H238ZM237 207V208H238ZM15 208H16V206H15ZM39 208H41V207H39ZM43 208H46V207H43ZM73 208V209H74ZM81 208H83V207H81ZM231 208V207H230ZM230 208H228V209H230ZM236 208V207H235ZM237 208L235 209V210H237ZM243 208V207H242ZM104 210L105 211V213H106V211H108V210ZM134 209V208H133ZM217 209V208H216ZM241 209V208H240ZM239 209V210H240ZM244 209L245 208H243V210H241V211H239L240 213H245V211H244ZM46 210V209H45ZM208 210V209H207ZM232 210H234V209H232ZM66 211V210H65ZM64 211V212H65ZM101 211V210H100ZM238 211V210H237ZM242 211H244V212H242ZM248 211V210H247ZM236 212V211H235ZM70 213V212H69ZM100 213H102V212H100ZM108 213V212H107ZM240 213L238 214V212H237V214L238 215H240ZM247 213V212H246ZM37 214V213H36ZM45 214V213H44ZM102 214H104V213H102ZM102 214H99V215H101V217L99 216V215H97V216H99L100 218L99 219H101V221H103V219H104V221H106L107 220V218L108 217H106V214L104 215L106 218H104L103 216H102ZM135 214V215H134ZM95 215V214H94ZM111 215V214H110ZM116 215V216H115ZM243 215V217H241L242 219L245 217V215L244 214H242ZM11 216V215H10ZM22 215H19V214H16L15 216H14V218L13 219H15L16 220V223H18L19 224V226L21 225V227H23V233L24 234H22V235H24L23 237H25L24 239L22 238V236H20V240L21 241H23L24 242V240H26L27 242H28V244L30 243V245L32 246V248H33V250L35 251V252H38L39 254H41V255H46L47 257L49 256V257H51L52 255H54V253L47 247V246H45L44 244H43V242H41L40 241V239H39V228H38V223H37V220H35V218L34 217H30V218H34V219H30L29 217V219H26V218H23L24 217V215H23V217H21ZM37 216V215H36ZM88 218H87V217ZM247 216H248V214H247ZM249 216H250V214H249ZM26 217V216H25ZM238 217V216H237ZM11 218V219H12ZM252 217H247L246 218V220H251V223L252 222H254V220H252L251 219ZM92 219V218H91ZM106 219V220H105ZM62 220V219H61ZM111 220V219H110ZM118 220V219H117ZM231 220V219H230ZM244 220V219H243ZM249 220V221H250ZM42 221V220H41ZM55 221V220H54ZM233 221H236V219L234 218L233 219ZM245 221V220H244ZM248 221V222H249ZM45 222V221H44ZM108 222V221H107ZM121 222V221H120ZM237 222V221H236ZM236 222H234V223H236ZM246 222V221H245ZM59 223V222H58ZM111 223V222H110ZM221 223V222H220ZM231 223H233L232 221H231ZM250 223V222H249ZM17 224V225H18ZM46 224V223H45ZM53 224V223H52ZM60 224V223H59ZM117 224V223H116ZM121 224V223H120ZM237 224L239 225V222H237ZM248 224V223H247ZM57 225V224H56ZM96 225V226H95ZM105 225H106V223H105ZM127 225H129V224H127ZM132 225V224H131ZM142 225V224H141ZM237 225V226H238ZM44 226V225H43ZM48 226V225H47ZM64 226V225H63ZM60 227V226H59ZM132 227H134V226H131V228ZM244 226H242L241 228H243ZM127 228V227H126ZM129 228V227H128ZM142 227H140L139 229H141ZM44 229V228H43ZM66 229H68V228H66ZM118 229H120V228H118ZM124 230H122V232L123 231H127V230H125V228H123ZM130 229V228H129ZM133 229V228H132ZM136 229V228H135ZM160 229V228H159ZM163 229H164V227H163ZM163 229H160L156 234L158 235V233L161 231V232H163ZM167 229V228H166ZM185 229V228H184ZM72 230V229H71ZM142 230V229H141ZM147 230V229H146ZM157 230V229H156ZM232 230V229H231ZM130 231V230H129ZM132 231H134V230H132ZM52 232V231H51ZM72 232V231H71ZM135 232V231H134ZM138 233V235L140 236V238H141V236L143 237L144 236V234H146V233H143V231L142 232H140V234H139V231H137ZM145 232V231H144ZM155 232V231H154ZM160 232V234H162ZM164 232H166V230L164 231ZM163 232V233H164ZM173 232H174V230H173ZM63 233V232H62ZM66 233V232H65ZM65 233H63V234H61V235H63L62 237H65V242L68 244V245H70V237H68V236H66L65 235ZM125 233V232H124ZM127 233V232H126ZM132 233V232H131ZM148 233V232H147ZM171 233V232H170ZM175 233V232H174ZM19 234L21 235V233L19 232ZM18 234V235H19ZM130 234V233H129ZM166 233H164V235H165ZM176 234V233H175ZM58 235V234H57ZM127 235V234H126ZM125 235V236H126ZM163 235V236H164ZM167 235V234H166ZM171 235V234H170ZM173 235V234H172ZM245 235V234H244ZM48 236H49V234H48ZM60 236V235H59ZM94 236H92L91 238H93ZM133 236H134V234H133ZM133 236H131V235H128V239H129V237H131V239L132 238H135V239H137L138 237H137V235H135V237H133ZM150 236V235H149ZM153 236V235H152ZM159 236V235H158ZM246 236V235H245ZM41 237H43V236H41ZM80 237V236H79ZM90 237V236H89ZM137 237V238H136ZM148 237V236H147ZM161 237V236H160ZM155 238V237H154ZM48 239V238H47ZM60 239V238H59ZM74 239V238H73ZM72 239V240H73ZM112 239V240H111ZM131 239H130V241H131ZM149 239V238H148ZM158 239V238H157ZM19 240V241H20ZM118 240V239H117ZM133 240V239H132ZM138 240V239H137ZM136 240V241H137ZM140 240V239H139ZM60 241V240H59ZM119 241H121V240H119ZM136 241L135 240H133L132 242H134V243H136ZM157 241V240H156ZM160 241V240H159ZM94 242V241H93ZM150 242H152V241H150ZM161 242V241H160ZM2 243V240H1V242H0V244ZM22 243V242H21ZM61 243V242H60ZM123 243V242H122ZM153 245H155V240L153 241ZM4 244V243H3ZM72 244V243H71ZM138 244V243H137ZM141 244V243H140ZM157 245H159V242L157 241ZM2 246V245H1ZM49 246V245H48ZM121 246V245H120ZM125 246V244L123 245V247ZM137 246V245H136ZM149 246V245H148ZM69 247H72V246H69ZM74 247V246H73ZM158 247V246H157ZM166 247V246H165ZM3 248H4V246H3ZM89 248V247H88ZM153 248H155V247H153ZM170 248V247H169ZM168 248V249H169ZM85 249H87V248H85ZM137 249V248H136ZM158 249H159V247H158ZM63 250V249H62ZM74 250V249H73ZM90 251V248L89 249H87V251ZM94 250V249H93ZM167 250V249H166ZM170 250V249H169ZM92 251V250H91ZM90 251V252H91ZM148 251V250H147ZM62 252V251H61ZM82 252V251H81ZM162 252V251H161ZM176 252V251H175ZM92 253H94V252H92ZM163 253H165V251L164 252H162V254ZM69 254V253H68ZM141 254V253H140ZM166 254H167V252H166ZM166 254H165V256H166ZM91 255V254H90ZM164 255V254H163ZM169 256H168V258L170 259V257L172 258V260L174 259H177V256H175V254H174V252L172 251V253L171 252H169V254H168ZM263 255V254H262ZM61 256V255H60ZM59 256V257H60ZM65 256V255H64ZM92 256V255H91ZM93 256H95L94 254H93ZM123 256V255H122ZM164 256V257H165ZM69 257V256H68ZM162 257V256H161ZM164 257H163V259H164ZM167 257V256H166ZM165 257V258H166ZM131 258V257H130ZM55 258H53V260H54ZM115 259V258H114ZM120 259H122V258H120ZM119 259V260H120ZM38 260V259H37ZM56 260V259H55ZM54 260V262H55V264H60L59 263V261L60 260H58L57 262ZM103 260V259H102ZM165 260V259H164ZM161 261V260H160ZM165 261H167V260H165ZM175 261H177V260H175ZM76 262V261H75ZM174 262V261H173ZM172 262V263H173ZM47 263V262H46ZM64 264V263H63ZM67 264V263H66ZM225 264V263H224Z\"/></svg>","mask_w":264,"mask_h":264}]
</instances>
